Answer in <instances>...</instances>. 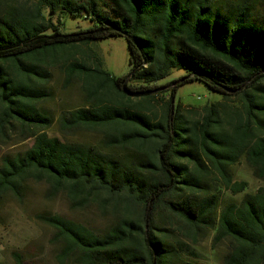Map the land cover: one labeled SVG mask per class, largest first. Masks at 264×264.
I'll list each match as a JSON object with an SVG mask.
<instances>
[{"label": "trees", "instance_id": "obj_1", "mask_svg": "<svg viewBox=\"0 0 264 264\" xmlns=\"http://www.w3.org/2000/svg\"><path fill=\"white\" fill-rule=\"evenodd\" d=\"M11 1L0 0V144L16 134L32 143L0 156V201H21L31 179L48 185V198L64 193L74 209L96 204L113 217L98 231L40 213L64 244L61 261L197 264L196 246L213 231L214 245L227 248L223 264H264V185L245 192L248 182L232 172L244 158L264 183V0ZM69 16L91 26L68 32ZM114 37L128 43L125 76L111 75L92 50L91 62L59 63ZM57 65L67 85L81 82L86 101L60 112V131H100L101 146L48 133L55 118L40 104L53 97ZM193 81L218 99L201 110L176 103ZM167 87L161 113L144 111L142 101ZM226 191L244 194L223 202ZM13 257L26 264L21 252Z\"/></svg>", "mask_w": 264, "mask_h": 264}, {"label": "rangeland", "instance_id": "obj_2", "mask_svg": "<svg viewBox=\"0 0 264 264\" xmlns=\"http://www.w3.org/2000/svg\"><path fill=\"white\" fill-rule=\"evenodd\" d=\"M14 6H23L25 8L34 7L33 0H13L10 2ZM54 20H57L59 12L52 14ZM65 30L75 31L78 28H88L91 23L82 17H66ZM97 46H82L68 59L59 60H86L91 62L89 55L92 51L98 52L104 60V68L113 76L122 77L129 73V47L124 37H114L100 40ZM52 76L47 85L53 92V97L42 102L41 107L54 116L55 123L48 129V133L53 136H59L66 141H76L83 143L96 144L101 146L104 134L100 131L78 130L71 133H63L58 127L57 119L62 110L76 109L86 105L85 93L81 82L78 79L72 80L67 85L65 83V73L60 65L51 68ZM182 75L180 72L174 73L166 81L158 84L165 85L173 79ZM171 83L169 86H175ZM170 87L160 91L150 101H142L140 98H134L132 102L142 101L143 110L149 113L160 114L163 105L170 95ZM167 92H165V90ZM219 95L212 93L209 88L200 81L188 82L179 87L175 102L181 103L185 108H196L201 110L205 105L218 99ZM236 105L235 101L228 103ZM16 134L13 140L7 144H0V156L3 153H12L25 150L31 145L32 139L20 140ZM232 172L235 180L247 181L249 186L245 192H255L264 183L257 179L252 169L242 158L237 164L232 166ZM48 185L45 182H36L34 180L26 181L23 198L17 200L11 194H5L0 201V264H16L13 252H21L26 264H76L75 256H71L64 261L60 260V253L63 248V242L55 240L56 231L53 227L45 224L38 219L42 212L64 215L76 222L82 223L93 230H103L113 220L110 214H104L96 204H92L82 209L71 207L64 193H60L54 198H48L46 191ZM243 194L233 196L231 192L226 191L223 195V202L230 200L240 201ZM214 232H209L204 236L196 246L200 257L195 259L197 264H223V258L226 254L225 244L214 245Z\"/></svg>", "mask_w": 264, "mask_h": 264}]
</instances>
